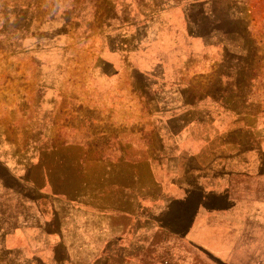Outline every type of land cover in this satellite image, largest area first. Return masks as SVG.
Here are the masks:
<instances>
[{"label": "rangeland", "instance_id": "1", "mask_svg": "<svg viewBox=\"0 0 264 264\" xmlns=\"http://www.w3.org/2000/svg\"><path fill=\"white\" fill-rule=\"evenodd\" d=\"M126 129L173 130L137 264H264V0H0V178Z\"/></svg>", "mask_w": 264, "mask_h": 264}, {"label": "crops", "instance_id": "2", "mask_svg": "<svg viewBox=\"0 0 264 264\" xmlns=\"http://www.w3.org/2000/svg\"><path fill=\"white\" fill-rule=\"evenodd\" d=\"M92 137L65 142L71 159L25 163L23 177L17 165L1 164L0 264H137L146 234L173 235L157 227L155 212L146 216L145 206V169L173 170V130L154 131V156L148 164L137 159L133 170L128 144L144 145L145 129L116 130L100 144ZM76 147L88 157L74 160ZM158 179L149 178L161 196ZM169 187L187 191L172 179Z\"/></svg>", "mask_w": 264, "mask_h": 264}]
</instances>
